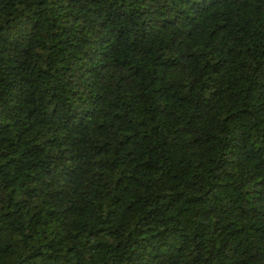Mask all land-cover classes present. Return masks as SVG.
<instances>
[{
  "label": "trees",
  "instance_id": "16d2710c",
  "mask_svg": "<svg viewBox=\"0 0 264 264\" xmlns=\"http://www.w3.org/2000/svg\"><path fill=\"white\" fill-rule=\"evenodd\" d=\"M0 264H264V0H0Z\"/></svg>",
  "mask_w": 264,
  "mask_h": 264
}]
</instances>
